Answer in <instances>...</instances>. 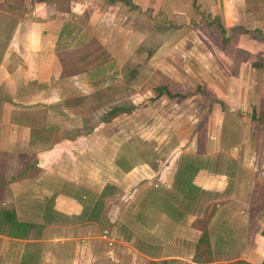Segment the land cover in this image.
Masks as SVG:
<instances>
[{
  "label": "rangeland",
  "instance_id": "obj_1",
  "mask_svg": "<svg viewBox=\"0 0 264 264\" xmlns=\"http://www.w3.org/2000/svg\"><path fill=\"white\" fill-rule=\"evenodd\" d=\"M126 2L0 0V59L11 45L19 53L41 45L64 59L50 65L62 75L50 101L63 111L49 113L44 139L65 140L69 157L78 147L87 171L75 176L96 199L87 221L101 220L5 263L0 255V264H182L193 237L179 226L192 216L203 232L194 233L193 261L234 264L244 238L264 237V122L255 119L264 107V0ZM23 153L16 161L0 153V170L29 163L33 153ZM135 167L144 171L128 190L121 181ZM195 169L219 176L211 192L193 185ZM220 195L249 202L248 226L224 211L219 233L209 235ZM4 213L0 233L8 236ZM32 227L41 235L45 226ZM129 231L133 242L111 245Z\"/></svg>",
  "mask_w": 264,
  "mask_h": 264
},
{
  "label": "crops",
  "instance_id": "obj_2",
  "mask_svg": "<svg viewBox=\"0 0 264 264\" xmlns=\"http://www.w3.org/2000/svg\"><path fill=\"white\" fill-rule=\"evenodd\" d=\"M9 48L0 59V153L11 155L13 161L17 160L13 154L23 155V152H28L30 155L33 153V156H31L29 163L19 169L10 170L6 168L0 170V211H8L15 216V219H11L10 223L4 222V224L11 227L10 224H14V221H16L30 227L29 234L25 231L27 229L22 228L21 234L14 238L0 233V255L4 258L3 263L7 261L6 256L10 255V253H19L21 255L25 248L39 242H64L67 238L65 236L74 233L76 226L85 225L90 230L101 222V220L97 222L99 219L97 221L95 219L87 221L89 220L87 217L95 214L96 199L89 198L91 189L85 186L81 180L84 176H75V174H84L87 171L85 161L79 159L81 153L76 144L73 145L76 146L75 150L78 153L69 157L66 156L67 153H64L65 144H67L64 142L65 140L57 144L58 142L53 138L50 140L44 139V133H47L48 125L51 124L48 119L49 113L52 114L53 110H61L53 104L54 102L50 101V98L53 95L52 91L55 87V82L62 80V75L52 76L53 73L51 71L53 68L51 66L50 69V65L54 66L55 62L62 64L64 59L59 58L55 61L53 53L43 54L41 45L40 50H36L35 53H32L31 50L19 53L14 45ZM26 55L27 58L25 57ZM28 63L30 65L29 68ZM25 66H27V69H25ZM21 69L24 70L22 77L19 75ZM16 74L19 75V82H15ZM43 99L46 104V118L43 116L44 121L42 120L40 107ZM39 127L44 128L42 132L39 131ZM57 145H62L63 147L59 149L60 146ZM14 146L16 147L10 148ZM51 146L56 148L53 147L51 149ZM17 149H20V151L16 152ZM71 159L73 162L76 161L75 165L71 162ZM140 171H144L143 168L135 167L127 171L121 181L122 187L130 190L138 180ZM197 173L192 182L193 185L199 187L201 191L205 189L211 192L219 176L213 175L215 173H207L205 170H198ZM108 183L115 185L111 182ZM101 191L102 187L98 192ZM133 196L134 194L132 193L130 198H133ZM219 198H221L223 205H218V209H222V211L213 212L210 216L208 223L210 227L209 235L219 233L217 230L223 224L221 215L224 211H226L225 213L233 214L234 218H237L243 225L248 226L249 219L246 214L248 213L249 202L245 206L246 201L242 198V204L239 201L232 200L231 196L228 195L216 197L218 201ZM217 200L212 201L216 204L215 201ZM234 208H236L235 211ZM42 209L46 210L45 213ZM33 210H41L40 217L35 216L36 214ZM192 217L189 220L190 224H181L179 226L181 231L193 237L191 240L192 245L181 252L179 260L184 262L182 264H213V262L193 261L196 250L194 242L199 240L200 237L194 234L197 233L198 227L193 226V218L195 217ZM82 219L84 220L82 221ZM73 221L74 223H71ZM66 222H69L70 225L68 223L65 224ZM135 222L141 224L139 218H135ZM34 225L45 226L41 231V235H38L36 228L32 227ZM129 233L130 235L133 234L130 231ZM198 233L201 235L203 232L198 231ZM38 236H41V238H38ZM89 238L90 235L87 238H83V240H90ZM114 239L111 240V245H113V241L114 243L129 244V242L134 240L133 235L131 237L128 236L124 240L120 239L121 241H115ZM241 243H243V249L240 251L233 250V252L239 251L235 255L234 262L262 264L264 260V237L258 235L252 238L251 241L248 238H244ZM131 246V249L134 250L133 244ZM140 248L142 249V247ZM223 251L226 253L225 249ZM136 252L139 253V251ZM139 254L146 256L142 253ZM25 255L27 254L25 253ZM211 255L214 256V252Z\"/></svg>",
  "mask_w": 264,
  "mask_h": 264
},
{
  "label": "trees",
  "instance_id": "obj_3",
  "mask_svg": "<svg viewBox=\"0 0 264 264\" xmlns=\"http://www.w3.org/2000/svg\"><path fill=\"white\" fill-rule=\"evenodd\" d=\"M62 1V0H61ZM111 1V3H114V2H116V1H121V2H123V3H127L126 2V0H110ZM64 25V24H63ZM223 34H224V31H223ZM255 119L258 121V122H264V107H262V109H261V111L259 112V116L258 117H255ZM197 171V169H195L194 170V173ZM189 178H187V180H188ZM192 188H195L196 190H198L196 187H193V185H190ZM198 192H199V190H198ZM185 197H187L186 195H185ZM194 197H195V195L192 197V199H191V201L192 200H194ZM11 219H15V216L13 215V214H11V213H9V212H5L4 213V221L6 222V223H10L11 222ZM12 221H14V220H12ZM11 225V228H12V233L10 234L11 235V237H18L19 236V234H21V231H22V228L23 229H26L28 226L27 225H25V224H21V223H17L16 221H14V224H10ZM164 264V263H163ZM234 264H247V263H245V262H241V261H239V262H236V263H234ZM262 264H264V260H263V262H262Z\"/></svg>",
  "mask_w": 264,
  "mask_h": 264
}]
</instances>
